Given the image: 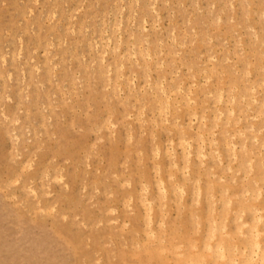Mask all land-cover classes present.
<instances>
[{
    "label": "rangeland",
    "instance_id": "374dc122",
    "mask_svg": "<svg viewBox=\"0 0 264 264\" xmlns=\"http://www.w3.org/2000/svg\"><path fill=\"white\" fill-rule=\"evenodd\" d=\"M262 132L264 0H0V264H66L90 236L223 260ZM33 166L39 199L9 188Z\"/></svg>",
    "mask_w": 264,
    "mask_h": 264
},
{
    "label": "clouds",
    "instance_id": "9594fccd",
    "mask_svg": "<svg viewBox=\"0 0 264 264\" xmlns=\"http://www.w3.org/2000/svg\"><path fill=\"white\" fill-rule=\"evenodd\" d=\"M14 123L18 124L19 121ZM19 139V138H18ZM242 143V142H241ZM256 148L264 150V132L261 133L257 144H252V136L248 137V143L243 149L237 150V159L233 167V175H236V169H240V175L237 177V186L234 192L239 193V181L248 175V164L252 162V175L249 176V192L247 196L243 193L233 201V207L229 210L236 216L245 217L235 227H229L228 234L223 239L224 259L221 260L216 252V242L212 243L211 253L205 251L203 238L193 236V240L200 239L196 253H203L206 257L210 256L206 264H264V194L261 195L259 203L255 200V190L251 187V182L256 177L255 156L249 155L248 150ZM264 155V151H262ZM261 169L264 170V163ZM34 170L22 167L20 172L11 179L9 188H21L24 178ZM225 176V184L223 187L232 188V176L227 172ZM50 183V180L47 181ZM47 183L42 181L38 190L33 184L24 185L21 190L31 198L39 199V194L46 195L44 188ZM261 187L264 188V181ZM15 198V197H14ZM256 206L260 209L259 222L256 217L251 214V209ZM86 231L96 234V229L84 227ZM86 238L83 242L71 244L68 246L69 254L66 257V264H149L148 257H152L151 264H163L164 259H172L174 256V245H161L159 240L155 242L145 241L144 237H140V242L133 241L131 243H121L119 239H100ZM220 237H217V242ZM162 250L163 253H162ZM185 250L190 251V245L185 242ZM163 256V259H161ZM139 257V259H133ZM173 264H185V261L173 260Z\"/></svg>",
    "mask_w": 264,
    "mask_h": 264
},
{
    "label": "bare ground",
    "instance_id": "6f19581e",
    "mask_svg": "<svg viewBox=\"0 0 264 264\" xmlns=\"http://www.w3.org/2000/svg\"><path fill=\"white\" fill-rule=\"evenodd\" d=\"M221 253V252H220Z\"/></svg>",
    "mask_w": 264,
    "mask_h": 264
}]
</instances>
